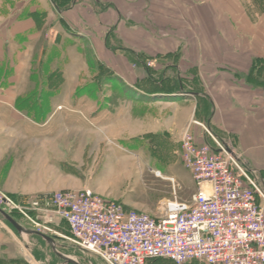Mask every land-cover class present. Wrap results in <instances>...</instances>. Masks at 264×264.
Masks as SVG:
<instances>
[{
	"label": "crops",
	"instance_id": "crops-1",
	"mask_svg": "<svg viewBox=\"0 0 264 264\" xmlns=\"http://www.w3.org/2000/svg\"><path fill=\"white\" fill-rule=\"evenodd\" d=\"M16 1L8 14L0 15V148L4 145L10 149L25 138L33 144L41 142L39 132L57 111L39 123L36 109L29 113L30 106L26 105L36 106L45 100L53 106L65 104L70 98L65 92L74 77L71 70L77 66L76 55L81 63L75 79L89 71L84 43L75 41L62 48L63 42L74 37L75 28L85 38L101 39L106 50L121 48L108 47L111 28L100 31L113 20L114 12L118 27L126 19V29L117 34L136 57L176 52V64L165 69L173 71L180 84L191 79L200 89L187 101L177 98L157 103L158 114L150 109L137 113L133 105L122 122L115 117L99 123L81 111L79 131L86 136L95 132L100 136L98 141L103 139L102 134L113 135L120 129L132 136L157 137L158 145L171 147L183 162L181 139L186 127L190 124L201 142L210 141L206 133L209 129L251 169L259 171L264 183V88L259 85L264 66L257 71L255 64L264 61V0H74L68 8H61L56 0ZM2 3L7 0H0ZM105 5L106 10L102 9ZM250 7L263 12L249 11ZM57 46L62 49L58 51ZM137 58V68L141 69L144 63ZM119 71L132 77L126 69ZM42 93L48 95L47 99ZM150 104L145 102V106ZM92 175L80 188L61 189L87 186L103 194ZM172 198H164L161 203ZM24 226L30 230L28 237L0 220V264H104L94 254L82 252L53 233ZM52 227L69 234L67 224Z\"/></svg>",
	"mask_w": 264,
	"mask_h": 264
},
{
	"label": "rangeland",
	"instance_id": "rangeland-1",
	"mask_svg": "<svg viewBox=\"0 0 264 264\" xmlns=\"http://www.w3.org/2000/svg\"><path fill=\"white\" fill-rule=\"evenodd\" d=\"M71 1L56 0L57 5L63 8H68ZM15 2L17 1L7 0L6 4L2 3L0 15L8 14L10 6L14 7ZM106 9L107 7L104 10ZM121 9L125 11L126 7ZM258 10L263 12L261 9L249 8V11ZM113 15V20H106L105 28L100 27V31L107 32L111 28L113 36H109L107 45L109 48L121 47L118 51L106 50L101 45V39L85 38L76 28L72 29L74 37L63 42L62 48L75 41L84 43L83 49L88 52L89 71L83 72L78 80L75 79L81 63L76 55L74 62H77V66L74 67L75 70H71V76L74 77L67 91H64L70 96L68 101L65 104L58 101L60 106L58 103L53 106L47 100L38 104L39 123H44L49 113L57 111L48 126L39 132L41 142L33 144L30 138H25L10 149L1 146L0 203L4 196H8L16 205L28 208L30 215L37 219L36 211H32L29 205L31 199L46 191L80 188L92 174L93 182L104 195L151 214L157 212L161 200L174 197V190L182 199H188L196 191L197 186L191 171L183 164L179 154L170 151L169 146L163 149L155 142L157 137L132 136L120 129L113 135L102 134L103 139L98 141L100 136L95 132L86 136L79 131L81 111L94 116L99 123L111 121L115 117L121 118L119 121L122 122L127 110L133 105L137 113L150 109L153 114H158L157 103L172 102L173 100L167 99L177 98L187 101L200 89L191 79L190 82L185 80L183 84H179L173 71L165 69L172 63L176 64V52L151 56L140 54L137 57H140L139 60L144 65L140 66L141 69L137 68L138 58L131 49L123 45V40L117 34L126 29V19L125 24L118 27L117 15L114 12ZM91 23L93 22H89ZM46 43L45 41L44 44ZM62 48L57 46L58 51ZM260 65L264 66L262 62L257 63V71ZM64 66L62 62L60 67ZM119 69H126L132 77L129 78L128 74L120 72ZM259 85L264 88V74ZM39 93L40 90L36 95ZM43 95L47 99L48 95ZM145 102L146 105L151 103V106H145ZM34 108L36 107H33V111ZM27 127L31 135L32 126ZM158 171L162 172L161 176L157 175ZM169 177H174L175 183ZM0 207L11 215H16L23 225L34 226L16 208L10 210L3 205ZM0 220L9 224L1 216ZM55 221L56 224L66 226L59 218ZM39 222L45 224L44 220ZM157 264L176 263L160 260Z\"/></svg>",
	"mask_w": 264,
	"mask_h": 264
},
{
	"label": "built area",
	"instance_id": "built-area-1",
	"mask_svg": "<svg viewBox=\"0 0 264 264\" xmlns=\"http://www.w3.org/2000/svg\"><path fill=\"white\" fill-rule=\"evenodd\" d=\"M206 133L210 141H199L189 124L181 139L182 160L196 191L182 200L174 190V197L163 201L156 214L130 208L87 186L36 195L29 205L37 219L8 196L0 206L16 208L38 232H51L104 264H152L158 259L264 264V183L259 171L209 129ZM57 218L68 225L69 234L53 229Z\"/></svg>",
	"mask_w": 264,
	"mask_h": 264
},
{
	"label": "water",
	"instance_id": "water-1",
	"mask_svg": "<svg viewBox=\"0 0 264 264\" xmlns=\"http://www.w3.org/2000/svg\"><path fill=\"white\" fill-rule=\"evenodd\" d=\"M0 216L3 217L7 222H9L21 235L28 237L30 230L27 229L21 222H19L15 217H13L10 213L5 211L1 207ZM48 238L54 240L52 237Z\"/></svg>",
	"mask_w": 264,
	"mask_h": 264
},
{
	"label": "trees",
	"instance_id": "trees-1",
	"mask_svg": "<svg viewBox=\"0 0 264 264\" xmlns=\"http://www.w3.org/2000/svg\"><path fill=\"white\" fill-rule=\"evenodd\" d=\"M74 0H72L71 1V3L73 2ZM61 8H63V7H61ZM106 7H102V9H105ZM263 63L264 64V61H261V60H257V61H255V64H257V63ZM261 66L262 65H260L259 67L261 68ZM258 67V66H257ZM179 82V81H178ZM179 84H180V82H179ZM24 106V105H23ZM28 106H30L29 107V109H28V111H29V113H31L32 112V108L34 107V104H30V105H28ZM36 108V113L39 115V112H38V110H37V108H38V104L35 106ZM36 114V115H37ZM16 219H19L16 215H14V214H12ZM13 227V226H12ZM160 260H165V259H158V260H155L152 264H157ZM170 261H172V260H170ZM173 262V261H172ZM175 263V262H174ZM190 263H199V262H197V261H193V262H190ZM190 263H187V264H190ZM201 264H204V263H201Z\"/></svg>",
	"mask_w": 264,
	"mask_h": 264
}]
</instances>
